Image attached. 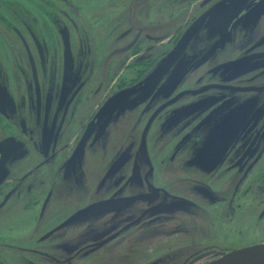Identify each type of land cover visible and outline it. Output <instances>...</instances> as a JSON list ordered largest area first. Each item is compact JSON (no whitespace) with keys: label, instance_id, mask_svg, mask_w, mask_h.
I'll return each instance as SVG.
<instances>
[{"label":"rangeland","instance_id":"rangeland-1","mask_svg":"<svg viewBox=\"0 0 264 264\" xmlns=\"http://www.w3.org/2000/svg\"><path fill=\"white\" fill-rule=\"evenodd\" d=\"M197 14L198 9L175 0H0V88L8 100L7 107L0 112V142L10 140L16 150L24 152L26 139L22 143L11 137L21 138V135L17 123L10 121L9 117L14 113L15 102H36V99L56 104L65 102L66 106L72 102L68 119L73 114V122L71 125L69 121L65 123L69 126L63 135L65 140V136L71 134V128L90 112L96 110V115L113 95L146 78L177 44L178 35ZM262 29L264 31V18L252 27L251 36ZM250 34H239L237 42L226 47L227 55L240 51ZM41 44L44 46L43 58L37 50ZM207 44L201 38L197 40L188 54L182 57L183 61L165 75L158 91H167L159 100L167 103L160 109L187 95V89L202 84V70L191 72L196 64L188 62L192 60L194 51H202ZM181 73L184 76L181 77ZM178 78L180 80L175 87L171 86V82ZM178 91L182 92L177 94ZM127 104L123 100L103 117L93 138L94 146L81 152L76 148L72 152L66 148L55 164L40 167L32 176L40 180L41 172L46 170L43 178H46L47 188L53 190L60 183L58 166L63 157L69 161L67 167L81 160L80 174L84 184L88 185L87 189L84 190L83 185L82 189H77L73 183H68L69 196L59 204L60 211L55 210L58 213L54 216L63 212L67 214L78 200L84 203L102 196L104 193H93L95 182L111 177L117 171L115 168L130 160L133 143L140 161L147 167L145 177L152 181L155 179V184L188 199L190 203L188 206L183 203L182 209L161 218L160 225L148 227L144 222L142 226L131 229L123 240L117 238L101 246L94 254L80 257L84 260L81 264H182L190 255L195 258L187 264L199 263L221 255L222 252L215 250L199 253L210 245L225 249L264 241V234L260 233L264 231V173H259L253 183L243 182L236 188L240 178L233 171L224 173L221 169L207 175L185 168L181 155L184 154L185 158L190 156L185 155L187 149L176 154L177 160L170 163L167 154L171 147L187 148L188 143L191 145L193 139L200 137L185 136L187 125L191 123L187 118L183 120L189 115V105L177 108L170 119L178 125L175 135H164L159 134L157 124L153 122L157 112L148 118L142 108H128ZM241 109L243 111V107ZM124 110L128 111L124 113ZM143 129L146 135L148 133L147 140L143 133L144 141L140 142ZM185 138L188 139L178 146ZM126 144L129 149L122 153ZM18 151L16 153L21 154ZM40 161V157L32 154L31 160L20 168L21 172ZM129 178H139L137 171L130 170ZM91 180L95 181L92 185ZM33 184L36 185L35 180ZM202 187L218 197L215 204L206 202L203 200L205 197L198 194ZM61 189L62 186L58 187L57 192ZM76 189L82 191L77 194ZM19 204L21 207L23 202ZM141 208L139 204L132 207L131 215L137 216ZM77 217L76 214L74 218ZM48 221L44 226L38 225L35 217L23 216L13 222L1 220L0 249H7L2 252L18 264H25L26 257H29L26 248L34 246L36 237L49 229L55 219ZM89 227L96 228L98 232L100 223L85 225L78 237L73 234L66 235L64 239L71 242L80 239L82 242V237L89 233ZM111 235L116 237V234ZM109 236L101 234L99 238ZM62 238L60 235L56 241ZM8 251L19 256L8 254ZM31 258L44 262L40 257Z\"/></svg>","mask_w":264,"mask_h":264},{"label":"flooded vegetation","instance_id":"flooded-vegetation-1","mask_svg":"<svg viewBox=\"0 0 264 264\" xmlns=\"http://www.w3.org/2000/svg\"><path fill=\"white\" fill-rule=\"evenodd\" d=\"M175 1L185 2L186 5L198 9V14L189 21L185 31L183 30L178 35L177 41H179L194 22L210 11L216 10L226 0ZM223 10V18L219 13V20H205L183 54L184 58L200 38L208 44L203 47L202 51H194L191 54L192 60L188 64H196L204 54L214 49V52L200 67L194 66L195 69H191V72L202 70V80H204L202 84L187 89L189 91L187 95L160 109L167 103L159 101L165 97L167 92L166 90L158 91L162 79L152 95L134 109L142 108L144 114H148V118L157 112L153 122H156L159 134L175 135L178 125H175L176 121L172 122L170 119L172 116L174 117L177 108L189 105V115L187 114L183 118V120L187 118L188 122H191L187 125L185 136L192 138L199 135L200 137L193 139L191 145L186 143L187 148L171 147L167 154L169 155L168 161L174 163L177 160L176 154L187 149L185 155L190 156L185 158L184 154L181 155L185 168L199 170L207 175L217 173L221 169L224 170V173L233 171L240 178L239 184L236 185L238 188L240 183H253L257 180L259 173L262 175L264 173V31L262 29L260 31L262 33L255 36L250 34L252 27L264 18V0H236ZM243 32L250 34L244 41L247 44L240 51L227 55L226 47L232 42H237L239 34ZM227 33H229L228 41L223 42ZM215 44L217 46H214ZM221 45L224 46L220 47ZM39 47H37L38 53L43 58L42 47L44 46L41 44ZM183 58L181 57L172 68L183 61ZM179 92L182 91L176 93ZM71 104L72 102H69L66 106L65 102H57V104L56 102H41L40 99H36V102H15L14 113L9 117L10 121L14 120L17 123V130L21 135V138L11 137L22 143L26 139V142H24L23 153L20 149L16 150L12 144L4 149L5 152L0 150V221L8 219L13 222L14 219L27 216L29 219L35 217L38 225L45 226L49 222L48 220L55 219L49 229L44 230L36 237L34 246L29 244L33 247L26 248L31 252H28L29 257H26L25 264H81L84 261L81 258L94 254L101 246H106L107 243L117 238L123 240L131 229L142 226L144 222L148 227L153 224L160 225L161 218L182 209L183 203L184 206H188L187 203H190L188 199L155 184V179L152 181L145 177L147 167L140 161L138 149L133 143L130 146L129 158L132 162L128 160L120 168H115L117 171L109 178H100L96 182L91 180V185L95 182L93 193L96 195L104 193L102 196L89 199L84 203L78 200L69 208L67 214L63 212L60 216H54L58 213H55V210L60 211L59 204L69 196L68 183H73V187L77 189L83 185L85 190L88 186L81 178L80 170L83 165L81 160L75 161L74 164L67 167L69 161L66 160V157H63L61 166H58L60 183L56 184L53 190L47 188L48 183L45 182L46 178H43L46 176V170L41 172L40 180L32 177L40 167L42 169L45 165L55 164L64 153L62 152L64 149L68 148L71 152L74 148L77 149L88 127V122L94 118L96 110L90 112L87 117L71 128V134H67L64 140L63 135L69 127L65 126V123L69 121L68 124L71 125L73 122L71 119L73 114L68 119L71 106H73ZM127 111L124 110V113ZM99 126L100 124H97L92 131L85 143L84 150L96 144L93 143V138ZM143 131L144 129L141 131L140 142L144 141ZM147 135L145 134L146 140ZM188 138L182 139L178 146ZM123 148L122 153L129 149L128 144ZM17 151L21 154L16 153ZM32 154L40 157V163L21 172L20 168L26 164L27 160H31ZM110 165L108 164V166ZM130 170H136L139 178L135 180L129 178ZM34 180L36 185L33 184ZM60 186L62 189L57 192V188ZM77 189L75 192L79 194L82 190ZM198 194L204 196L203 200L208 203L215 204L218 201V197L205 187H202ZM21 201L23 204L20 207ZM138 204L142 208L139 214L134 217L131 215L132 207L134 208ZM93 206L96 208L89 210ZM33 212L35 216L31 215ZM63 214L65 215L63 216ZM76 214L78 217L74 218ZM145 218L146 221H144ZM262 219L264 221V214ZM98 223H100L99 231L95 230L97 226L95 229L89 227L87 231L89 233L82 237V242L80 239L76 242L64 239L66 235L69 237L74 234L78 237L83 226L97 225ZM255 224L258 225V222ZM260 233L264 234V231H260ZM101 234L105 236L106 234L107 236L116 234V237L111 235L110 238H99ZM60 235L63 238L56 241ZM260 243H264V241L225 249L217 245H210L199 253L207 250L225 253ZM50 245L51 248H47ZM2 250L7 249H0V264H18ZM12 253L19 256L14 251H8V254ZM32 256L40 257L44 259V262L35 260L31 258ZM194 258V255H190L183 260L182 264H187ZM210 260L197 264L207 263Z\"/></svg>","mask_w":264,"mask_h":264},{"label":"water","instance_id":"water-1","mask_svg":"<svg viewBox=\"0 0 264 264\" xmlns=\"http://www.w3.org/2000/svg\"><path fill=\"white\" fill-rule=\"evenodd\" d=\"M65 1V0H61ZM236 0H226L222 5H220L216 10L210 11L207 15L203 16L202 18L198 19L196 22L190 26L181 39L177 42V44L171 49L168 54L159 61V63L155 66V68L149 73V75L144 78L142 81L137 83L136 85L124 89L119 93L113 95L106 104L98 111V113L94 116L91 123L88 125L78 147L77 152H81L85 146L86 141L90 137L92 131L99 124L103 117L108 113V111L118 105L123 100L128 102V108H134L140 105L141 103L145 102L154 92L158 83L167 75L174 67V65L178 62L185 50L187 49L189 43L191 42L192 38L197 34L200 30L201 26L205 22L206 19L208 20H219V13L222 14L224 8L227 7L229 4ZM223 10V11H222ZM216 13V15H215ZM214 21V22H215ZM229 33H227L226 38L224 41H228ZM222 42V43H223ZM214 46H217L215 44ZM214 52V49H211L209 52L204 54L197 62L196 67L201 65L209 56ZM184 76V73H181V77ZM180 78V77H179ZM175 79L171 82V86L176 85L180 79ZM176 81V82H175ZM7 99L6 94L2 88H0V112H2L7 107ZM11 145L10 140H6L0 143V150H4L5 148ZM6 150H4L5 152ZM102 206V205H100ZM96 208V206L91 207L89 210ZM86 209V210H88ZM197 264V263H191ZM200 264H264V243H260L257 245H252L248 247H244L237 250L228 251L222 253L219 257L208 261L207 263H200Z\"/></svg>","mask_w":264,"mask_h":264}]
</instances>
